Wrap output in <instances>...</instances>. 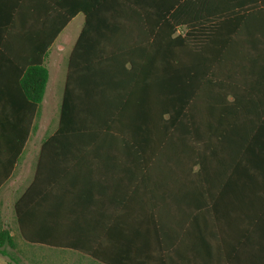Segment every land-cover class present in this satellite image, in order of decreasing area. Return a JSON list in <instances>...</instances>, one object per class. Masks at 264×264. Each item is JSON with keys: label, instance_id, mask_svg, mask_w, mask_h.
Instances as JSON below:
<instances>
[{"label": "crops", "instance_id": "obj_1", "mask_svg": "<svg viewBox=\"0 0 264 264\" xmlns=\"http://www.w3.org/2000/svg\"><path fill=\"white\" fill-rule=\"evenodd\" d=\"M0 195L57 264H264V0H0Z\"/></svg>", "mask_w": 264, "mask_h": 264}, {"label": "trees", "instance_id": "obj_2", "mask_svg": "<svg viewBox=\"0 0 264 264\" xmlns=\"http://www.w3.org/2000/svg\"><path fill=\"white\" fill-rule=\"evenodd\" d=\"M205 70V69H204ZM209 69H206V72ZM37 79L31 83L30 85V91H31V97L29 100L30 103V117H29V128L30 131L33 129V122L36 116V111L39 107V105L42 103L45 89L48 83L49 79V73L45 68H39L37 72L35 73ZM174 99L172 100L171 109L167 110V113L172 118V121L174 124L180 121L182 112L187 108V101L186 99L181 98V81L175 82L174 85ZM66 101L67 98L65 97L63 102V119H64V109L66 107ZM26 135L23 138L22 144L24 145L26 142ZM16 213L19 217V209L18 206H16ZM7 248H10L12 250L16 249V242L13 236H11V233L7 229H0V255L6 257L9 259L11 263L19 264L15 261V259L11 256H9L7 252Z\"/></svg>", "mask_w": 264, "mask_h": 264}, {"label": "rangeland", "instance_id": "obj_3", "mask_svg": "<svg viewBox=\"0 0 264 264\" xmlns=\"http://www.w3.org/2000/svg\"><path fill=\"white\" fill-rule=\"evenodd\" d=\"M17 198L18 196L0 195V229L6 228L12 231L16 242V249H6L9 256L13 257L19 264H57L56 260L53 259L55 255L52 252L45 249L23 247L21 244L14 210V203ZM0 264L15 263H11L8 258L0 255Z\"/></svg>", "mask_w": 264, "mask_h": 264}]
</instances>
